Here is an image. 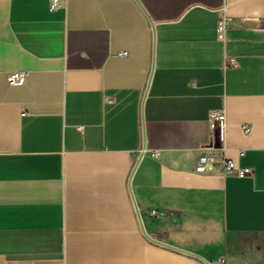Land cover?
Masks as SVG:
<instances>
[{
    "label": "crops",
    "instance_id": "obj_1",
    "mask_svg": "<svg viewBox=\"0 0 264 264\" xmlns=\"http://www.w3.org/2000/svg\"><path fill=\"white\" fill-rule=\"evenodd\" d=\"M48 5L0 0V264H264V0Z\"/></svg>",
    "mask_w": 264,
    "mask_h": 264
},
{
    "label": "built area",
    "instance_id": "obj_2",
    "mask_svg": "<svg viewBox=\"0 0 264 264\" xmlns=\"http://www.w3.org/2000/svg\"><path fill=\"white\" fill-rule=\"evenodd\" d=\"M61 4V0H49V9L51 11L58 8ZM228 18L221 15L217 22L216 36L217 39H223V33L226 27ZM230 65H235L233 58L229 59ZM7 81L10 85H21L26 81L25 73L23 71H13L8 73ZM209 127L212 132L213 139L221 142L224 138V125H225V113L222 109H212L208 112ZM242 130L245 134L250 133V127L247 125L242 126ZM241 155L242 151H238ZM158 153L153 151V157H157ZM218 166L222 174L224 175H235L243 177L246 175L248 170L239 167L232 159L229 158H217L212 155H200L194 166L195 173H206L214 170V167ZM151 214H156L155 210L151 211ZM214 264H225L224 259L219 257Z\"/></svg>",
    "mask_w": 264,
    "mask_h": 264
}]
</instances>
